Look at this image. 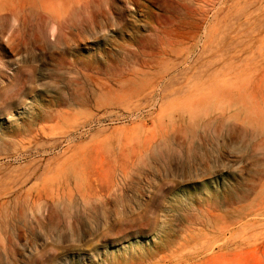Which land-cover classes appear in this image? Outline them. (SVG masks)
I'll return each mask as SVG.
<instances>
[{
    "label": "rangeland",
    "instance_id": "rangeland-1",
    "mask_svg": "<svg viewBox=\"0 0 264 264\" xmlns=\"http://www.w3.org/2000/svg\"><path fill=\"white\" fill-rule=\"evenodd\" d=\"M0 264H264V0H0Z\"/></svg>",
    "mask_w": 264,
    "mask_h": 264
},
{
    "label": "bare ground",
    "instance_id": "bare-ground-1",
    "mask_svg": "<svg viewBox=\"0 0 264 264\" xmlns=\"http://www.w3.org/2000/svg\"><path fill=\"white\" fill-rule=\"evenodd\" d=\"M186 113V112H185ZM191 113H192V111L190 112V113H188V114H190L191 115ZM199 116H200V113H199ZM181 117H184V115H181ZM217 118V117H216ZM191 119H193V118H191ZM209 126V124L207 125V127ZM171 131V130H170ZM187 133V132H186ZM188 136V135H187ZM190 136V135H189ZM192 137V136H191ZM191 137H190V140H191ZM189 138H187V140H188ZM189 141V140H188ZM171 146V145H170ZM170 148V147H169Z\"/></svg>",
    "mask_w": 264,
    "mask_h": 264
}]
</instances>
